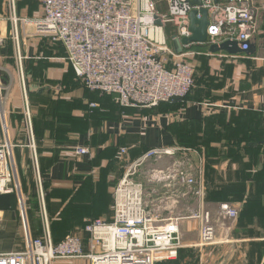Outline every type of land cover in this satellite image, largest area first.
Returning <instances> with one entry per match:
<instances>
[{"label":"built area","instance_id":"1","mask_svg":"<svg viewBox=\"0 0 264 264\" xmlns=\"http://www.w3.org/2000/svg\"><path fill=\"white\" fill-rule=\"evenodd\" d=\"M20 1L0 0V196L17 197L25 236L21 250L0 253V264H175L185 220L199 223L197 246L216 244L217 226L203 202L192 215H164L203 193L204 155L179 145L150 148L127 162L128 150L120 148L123 175L113 188L112 216L88 219L77 233L54 243L27 63L40 60L29 50L46 40L62 51L49 61L68 64L88 91L112 96L121 108L152 109L194 88L184 51L194 44L181 43L191 36L190 12L206 11L203 46L232 42L246 51L257 33L253 0H36L32 16L19 12ZM17 149H25L30 162L41 222L37 237L28 228L30 197L19 177ZM71 154L82 157L89 149L75 147ZM217 215L226 221L239 216L228 203L218 206Z\"/></svg>","mask_w":264,"mask_h":264},{"label":"crops","instance_id":"2","mask_svg":"<svg viewBox=\"0 0 264 264\" xmlns=\"http://www.w3.org/2000/svg\"><path fill=\"white\" fill-rule=\"evenodd\" d=\"M30 1L36 2L20 1L22 15L29 12ZM253 2L257 19V33L251 44L254 51L249 55L205 52L207 57H218L224 62L230 59L227 60L233 63L230 64V79H225L221 70L213 92L198 88L185 103H172L151 111L121 108L110 96L76 89L68 97L69 110L66 111L61 105L56 109L58 102L63 100L51 98V89L41 88L35 93L29 83L39 165L49 205L54 203L60 212L71 209L72 218L80 215L79 209L82 212L90 205L110 209L111 197L109 202L103 200L122 177L124 162L135 159L148 148L184 147V143L190 144L196 139L208 140L216 150L211 154L204 149L202 152L205 160L202 196H188L184 204L198 207L199 202H203L205 208L212 207L218 213L221 202H228L239 216L228 223L229 228L216 229V244L207 247L197 246L199 223L182 221L179 228L183 247L175 264H222L226 257L227 264H264V0ZM36 7L38 9L37 2ZM195 47L206 46L194 44L184 51L194 49L198 53ZM29 53L40 60L29 61L27 68L31 63H61L49 61V58L62 55V51L46 40L40 41ZM46 73H42L43 77ZM51 75L53 72H49L48 76ZM45 99L53 101L44 105ZM196 128L199 133L194 136ZM223 130H229L227 138ZM225 139L247 144L237 147L243 149L232 154L222 151ZM253 142L260 144L252 147ZM75 147L88 148L89 154L82 157L71 154ZM119 147L128 149L127 160L120 162L121 167L115 163ZM23 175L24 191L33 199L32 182ZM17 202L15 195L0 196V253L14 251L16 247ZM53 206L48 215L56 218L58 212ZM109 216L110 211H96L79 218L85 222L89 218L109 219ZM51 230L56 239L69 234L57 238L54 226ZM192 236L197 240L195 244L190 243Z\"/></svg>","mask_w":264,"mask_h":264},{"label":"rangeland","instance_id":"3","mask_svg":"<svg viewBox=\"0 0 264 264\" xmlns=\"http://www.w3.org/2000/svg\"><path fill=\"white\" fill-rule=\"evenodd\" d=\"M33 1V0H32ZM28 5L30 6L29 8V12H27L26 16H32L34 13L37 12V7H36V2L33 1L30 3L28 2ZM169 47H171V45H168ZM190 55L187 56V61L189 62V64L192 66L193 71H194V80H195V87L194 90H196L197 88H203V90H207V91H211L215 88V85L217 84V82H219V73L221 72V70L224 71V78L225 79H230V72H232V65L233 63H229L227 60L230 59H226L225 62L222 59H217L218 57H207V55H204V52H196L194 49H190L189 51H187ZM227 62V63H226ZM223 63V64H222ZM225 65V67H224ZM234 66H236V64H234ZM236 68H234L235 70ZM43 72H47L46 76L43 77ZM53 72V75L48 76V74ZM28 73H29V78L30 79V88L32 92H39L41 88H48L51 89L50 92V97L57 100V99H62V102H58V106L56 107V109L59 108V106H63L64 109L69 110L67 103L70 99H68L69 95L72 94V90H82L80 89L82 86L80 84V82L78 80H76L75 76L73 75V72L71 71L70 67L68 64L66 63H56V64H52V65H41V64H34L31 63L28 66ZM235 73V71H234ZM38 77H43V78H38ZM64 91H68L70 92L69 94L63 95L62 93ZM53 99L49 100V102L53 101ZM48 99L43 100V104L46 105V103H49ZM71 111V110H70ZM229 133V130H223L224 132V136L227 138L228 135L227 133ZM196 133H199L198 128H196L194 130V136H196ZM210 133V132H209ZM240 133V132H239ZM227 140V139H225ZM212 144V142H210ZM213 145V144H212ZM232 146H234L235 150L238 149H243V148H237V147H241L244 144L239 142V143H233L231 144ZM214 146V145H213ZM18 151L15 153L16 156V161L18 164V170H19V177L21 180V184L24 186L23 183V174H26L27 179L32 182V175H31V170H30V162L28 160V154L27 151L25 149H17ZM197 150V149H196ZM200 152H203V149L198 150ZM23 166V167H22ZM115 186V185H114ZM114 186L111 188L110 192L107 193V195H105L103 202H109L110 197L112 199L113 202V188ZM181 205L183 204V206L181 207V205H179L176 209H174L173 211H169V212H165L164 215L166 216L168 213H174L175 215H179L180 217H185V216H189L192 215V213H194L197 210V207L194 204H188V206H186V203L184 204V201H181ZM46 203V209H47V213H49L50 210V206L52 207L54 203H52L51 205H49V202H45ZM189 208V209H188ZM53 209H55V207L53 206ZM57 209V208H56ZM55 209V210H56ZM26 216H27V223H28V228L30 229L31 234L35 237L36 235L34 234L33 230H36L37 228L40 229V219H39V211H38V206H37V202L35 200V198H31L28 202H26ZM71 209H61L60 210H56L58 212L57 217L56 218H51L49 216V220H50V225L54 226V230L55 232V236L58 238L61 235H65L66 233H77L78 230L82 227L83 225V220H81V218H79L82 215H89V214H93L96 211H110V217L112 216V207L110 206V209H108L105 206H97V205H90L86 208H84V211L82 210V212H80V209L77 211L78 214H80L78 217L76 218H72V216L74 215H69ZM205 210L209 211L211 214V221H215V225L217 226V229H226L229 228L230 225L228 224L230 221H226V220H221L217 213L216 210H214V208L209 207V208H205ZM18 213V226H17V244L16 247L14 249L15 250H21L23 247V239L25 236V227H24V221L22 216H20L19 211L17 210ZM68 213V214H67ZM109 217V218H110ZM78 218V219H77ZM76 219V220H75ZM58 220V221H57ZM199 229V228H198ZM55 241H58L56 238H53ZM190 239H192V242L195 244L197 240H195V238L190 237ZM198 240H199V234H198ZM183 243V242H182ZM183 245V244H182ZM198 245V242H197ZM190 257V261H192L193 257L192 255H189ZM222 259H225V256H222ZM228 259V257H226ZM227 259L226 261H224L222 264H227ZM215 264V263H213Z\"/></svg>","mask_w":264,"mask_h":264},{"label":"water","instance_id":"4","mask_svg":"<svg viewBox=\"0 0 264 264\" xmlns=\"http://www.w3.org/2000/svg\"><path fill=\"white\" fill-rule=\"evenodd\" d=\"M215 3L218 0H214ZM192 5L200 6V3L195 1L192 2ZM201 15L200 19L196 18L197 14ZM189 31L191 36L187 39H182V45L188 44H204L206 42V28H207V15L205 10L191 11L189 14ZM208 53L210 54H218V53H225L227 55H239V54H251L254 51V46L250 45L249 49L246 51H241L238 49L237 45L232 42H225L220 44L219 46H210L207 49ZM174 100H177L174 99Z\"/></svg>","mask_w":264,"mask_h":264},{"label":"trees","instance_id":"5","mask_svg":"<svg viewBox=\"0 0 264 264\" xmlns=\"http://www.w3.org/2000/svg\"><path fill=\"white\" fill-rule=\"evenodd\" d=\"M196 48V50L199 52H207V47H195ZM242 55H249V54H242ZM71 69V68H70ZM72 71V70H71ZM74 75V74H73ZM76 80H78V79H76ZM79 81V80H78ZM80 82V81H79ZM194 83H195V80H194ZM80 84H81V88L80 89H82L83 91H85V92H89V93H97V94H100V93H98V92H90V91H88L83 85H82V83L80 82ZM194 87H195V85H194ZM201 88V87H200ZM202 89V88H201ZM196 90H198V88L196 89ZM196 90H194V88L192 89V91L187 95V96H185L183 99H178V100H173V101H170V102H167V103H161V104H159L158 106H156L155 108H152V109H143V110H147V111H151V110H156L158 107H160V106H165V105H169V104H172V103H177V104H182V103H185L186 102V99H187V97L188 96H190L191 94H192V92H194V91H196ZM203 90V89H202ZM100 95H102V96H110V95H106V94H100ZM112 99H113V97L112 96H110ZM113 102H114V99H113ZM114 104L115 105H117L118 106V104H116L115 102H114ZM197 127V126H196ZM203 138V137H202ZM204 140V139H203ZM234 142L233 141H229V140H226V142L222 145L223 146V148H222V151L224 150L225 152H230V153H234L235 152V148H234V146H232L231 144H233ZM241 143H243V142H241ZM245 144H247L246 142L244 143V145ZM260 143L259 142H253L251 145H252V147H255V146H257V145H259ZM184 147H188V148H193V149H197V150H201V149H204V151H206L207 153H209V154H211V153H214L215 152V150H216V148H214L212 145H211V143H210V141H208V140H204V142H202V139H196V141H194V142H191L190 144H187V143H184ZM120 148H124V147H119V149ZM119 149L116 151V157H115V163H117L120 167H121V164H120V162L121 161H119ZM148 149H150V148H148ZM148 149H146V150H148ZM128 150V149H127ZM146 150H144L143 152H145ZM142 152V153H143ZM141 155V154H140ZM139 155V156H140ZM127 157H128V152H127ZM137 158V157H136ZM116 185V184H115ZM46 202H47V196H46ZM221 203H228V202H221ZM229 205H230V203H229ZM110 217V216H109ZM89 219H99V218H97V217H94V218H89ZM100 219H103V218H100ZM106 220H108V219H106ZM83 222V221H82ZM86 222V221H85ZM85 222H83V225H82V227L84 226V224H85ZM51 227H52V225H51ZM81 227V228H82ZM80 228V229H81ZM79 229V230H80ZM34 231V234L36 235L35 237H37V236H39L40 235V229L39 228H37L36 230H33ZM70 234V233H69ZM51 235H52V230H51ZM66 236V235H65ZM64 236V237H65ZM63 237V238H64ZM62 238V239H63ZM52 239H53V237H52ZM58 239H60V238H58ZM57 239V240H58ZM62 239H60V240H62ZM60 240H58V241H55L54 239H53V241H54V243H57V242H59Z\"/></svg>","mask_w":264,"mask_h":264}]
</instances>
